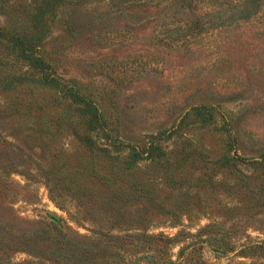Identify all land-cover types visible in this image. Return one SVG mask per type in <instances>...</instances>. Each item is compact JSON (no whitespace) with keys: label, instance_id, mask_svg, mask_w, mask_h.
Listing matches in <instances>:
<instances>
[{"label":"rangeland","instance_id":"obj_1","mask_svg":"<svg viewBox=\"0 0 264 264\" xmlns=\"http://www.w3.org/2000/svg\"><path fill=\"white\" fill-rule=\"evenodd\" d=\"M50 1L0 0L50 68L0 40V264H264V0Z\"/></svg>","mask_w":264,"mask_h":264},{"label":"trees","instance_id":"obj_2","mask_svg":"<svg viewBox=\"0 0 264 264\" xmlns=\"http://www.w3.org/2000/svg\"><path fill=\"white\" fill-rule=\"evenodd\" d=\"M57 0H51L50 2H47V4H52L55 3ZM259 4L253 0H248L245 2H242L239 5H234L230 7L229 9L225 10L224 12L220 13H225L229 15H236L235 20H239L242 18H248L258 12L259 9ZM238 17V18H237ZM37 25H43L42 20L37 19ZM36 33V32H35ZM33 34V38H22L19 33H16L14 36L9 34V32H5L4 29H0V40L3 41L5 40L6 43L8 42L11 45V50L14 53L15 57L26 62L28 66H30L32 69H38L44 72H47V69L49 68V63L46 58L38 54V47L41 46V42L39 41V36ZM38 34V33H37ZM24 37V36H23ZM42 84L49 86L51 88H55L58 90H61L64 95L66 96V99H68L72 105H77L78 106V111L80 112V117L87 121L88 124L92 125L94 128H99L100 124V115L98 114V110L96 106H94L91 102H89L87 99H84L82 96L78 94L77 91H75L72 87L68 86H63L59 79L57 77H45L42 80ZM11 82H7L5 85H3L4 90H9L10 89ZM70 107V106H69ZM154 149H158L156 146H152V144L142 152V154H147L149 157L148 159L151 160V162L154 165L158 160L157 158L153 155ZM226 153V155L223 157L221 160V166L229 169L236 170L238 167V161L236 158L231 157ZM141 153L134 152L133 154L129 155L128 158L130 159V164L128 166L127 161L122 162L121 166L123 165L125 169L127 167L131 169L134 167L137 163V157H139ZM159 157V156H158ZM178 162V161H176ZM254 164H257L261 166L264 169V159L261 160V162L255 161ZM264 177V174L262 175ZM116 239H119V237H115ZM151 263H157V259L154 257L149 258ZM22 264V263H21Z\"/></svg>","mask_w":264,"mask_h":264}]
</instances>
